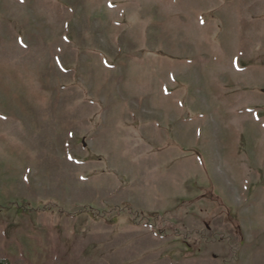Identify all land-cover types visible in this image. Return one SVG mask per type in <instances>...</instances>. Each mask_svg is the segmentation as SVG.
Segmentation results:
<instances>
[{
	"label": "rangeland",
	"instance_id": "1",
	"mask_svg": "<svg viewBox=\"0 0 264 264\" xmlns=\"http://www.w3.org/2000/svg\"><path fill=\"white\" fill-rule=\"evenodd\" d=\"M0 253L264 264V0H0Z\"/></svg>",
	"mask_w": 264,
	"mask_h": 264
},
{
	"label": "trees",
	"instance_id": "2",
	"mask_svg": "<svg viewBox=\"0 0 264 264\" xmlns=\"http://www.w3.org/2000/svg\"><path fill=\"white\" fill-rule=\"evenodd\" d=\"M0 264H13L6 256L0 253Z\"/></svg>",
	"mask_w": 264,
	"mask_h": 264
}]
</instances>
